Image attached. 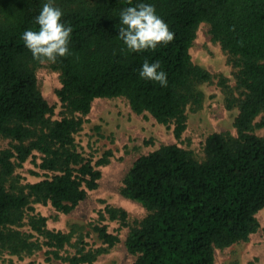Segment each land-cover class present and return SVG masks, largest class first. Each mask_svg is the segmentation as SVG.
<instances>
[{"label": "trees", "instance_id": "16d2710c", "mask_svg": "<svg viewBox=\"0 0 264 264\" xmlns=\"http://www.w3.org/2000/svg\"><path fill=\"white\" fill-rule=\"evenodd\" d=\"M45 2L0 0V137L12 140L0 150V259L5 254L30 255L46 246L48 260L92 263L119 241L106 225L94 227L104 245L64 255L70 233L49 229L46 217L26 213L32 209L31 198L70 212L97 187L98 166L111 155L106 150L92 163L74 139L83 120L49 117L52 106L35 75L40 61L21 38L25 29L37 27L34 18ZM136 2L55 0L61 19L72 26L69 54L51 62L60 71L56 94L66 109L82 115L95 98L123 97L134 112L172 123L179 138L186 126L185 109L201 105L199 84L210 78L190 55L198 25L209 24L212 39L236 68L239 94L228 96L227 106L237 108V135L210 133L203 160L176 143L140 155L124 175L120 192L146 211L124 240L135 256L132 264H213L215 247L247 240L258 229L255 214L264 207V138L252 133L254 126H264V0H145L155 6L174 38L140 52L124 48L117 35L119 11ZM146 59L161 62L166 86L139 76ZM33 151L41 154L39 167L51 175L15 184L10 180L12 158L21 165ZM104 212L125 224L124 209L106 205ZM5 261L0 264H13Z\"/></svg>", "mask_w": 264, "mask_h": 264}, {"label": "rangeland", "instance_id": "374dc122", "mask_svg": "<svg viewBox=\"0 0 264 264\" xmlns=\"http://www.w3.org/2000/svg\"><path fill=\"white\" fill-rule=\"evenodd\" d=\"M190 55L193 63L210 73V78L199 84L203 93L201 105L194 106V109L189 106L185 109L186 126L179 138L174 136L172 123H159L148 112H134L123 97L95 98L87 114L71 112L62 105L56 94L61 85L60 71L46 60L40 61L36 66L37 86L52 106L50 119L67 116L83 120L74 134V139L77 149L92 163L104 151H111L107 163L98 166L101 175L97 187L89 190L86 197L70 212H60L49 202H37L31 198L29 205L32 209H27V215H42L46 217V226L49 229L70 233L69 243L62 251L64 255L73 254L79 248L87 250L104 245L97 237L94 227L106 225L109 232L117 234L119 241L107 252L98 255L92 263L81 264H132L135 256L127 251L124 240L129 228L141 220L146 211L140 203L122 195L120 188L123 177L134 160L161 145L172 143L190 151L197 160H203L204 141L210 133L237 135L233 123L237 108L227 106V97H236L239 94L236 68L227 52L212 39L208 23L202 22L198 25ZM258 120L259 116L254 122ZM252 133L264 138V126H254ZM10 142L11 139L0 137V150L9 147ZM40 156L38 151H33L21 165H17V159L12 158L15 165L10 180L24 185L51 175V172L39 167ZM106 205L124 209L127 212L125 224L109 219L104 212ZM102 213L104 218L100 217ZM255 215L259 222L258 229L247 240L223 248L215 247L213 264H264V207ZM46 250L47 247L43 246L30 255L18 257L5 254L2 258L5 262L10 259L13 264H68L59 259H46Z\"/></svg>", "mask_w": 264, "mask_h": 264}, {"label": "clouds", "instance_id": "9594fccd", "mask_svg": "<svg viewBox=\"0 0 264 264\" xmlns=\"http://www.w3.org/2000/svg\"><path fill=\"white\" fill-rule=\"evenodd\" d=\"M63 12L56 6L55 0H46L34 18L37 27H29L22 33L26 48L34 59L55 62L58 57L69 54V39L72 26L62 19ZM118 38L124 48L140 52L155 49L158 44H167L174 38L168 24L157 14L155 6L145 0H137L122 8L118 14ZM161 62L144 60L139 76L159 82L161 86L168 83L167 73L161 68Z\"/></svg>", "mask_w": 264, "mask_h": 264}]
</instances>
